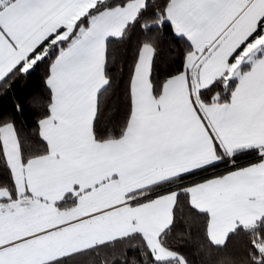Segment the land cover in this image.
Here are the masks:
<instances>
[{"label":"snow or ice","instance_id":"1","mask_svg":"<svg viewBox=\"0 0 264 264\" xmlns=\"http://www.w3.org/2000/svg\"><path fill=\"white\" fill-rule=\"evenodd\" d=\"M41 68L0 264H264V0H0V96Z\"/></svg>","mask_w":264,"mask_h":264},{"label":"trees","instance_id":"2","mask_svg":"<svg viewBox=\"0 0 264 264\" xmlns=\"http://www.w3.org/2000/svg\"><path fill=\"white\" fill-rule=\"evenodd\" d=\"M118 49L121 53L127 54L128 46L120 45ZM163 59L161 63V74L170 66L175 67L172 63V56L165 47L162 53ZM44 69L41 68L40 72L29 77L25 80H20L6 96H0V113L11 115L15 117L19 124H22L25 130L34 127L33 121L36 119L37 109L30 104L33 97L47 95V90L43 82ZM21 104L23 112L17 113L14 105ZM249 157H241V160H247ZM198 229L194 228L193 232ZM190 248L192 246H189Z\"/></svg>","mask_w":264,"mask_h":264}]
</instances>
